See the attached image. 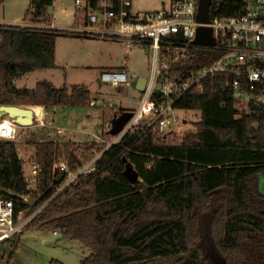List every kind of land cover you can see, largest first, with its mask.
Instances as JSON below:
<instances>
[{
    "label": "trees",
    "instance_id": "obj_1",
    "mask_svg": "<svg viewBox=\"0 0 264 264\" xmlns=\"http://www.w3.org/2000/svg\"><path fill=\"white\" fill-rule=\"evenodd\" d=\"M243 1L213 0L211 17L238 14ZM53 4L30 0L23 19L48 24ZM38 25L0 24V104L89 105L85 84L57 88L42 79L34 88L16 85L27 72L55 68L57 38L68 35ZM197 52L203 65L219 54L205 47ZM189 69L178 67L181 82ZM176 106L201 110L196 130L181 139L175 132L165 138L158 127L127 132L105 151L98 170L59 195L33 226L89 247L79 264H264V104L252 101L247 109L216 80L204 93L186 92ZM103 134L114 135L111 129ZM17 139L0 137V199L15 198L18 211L28 207L19 195L30 189ZM30 143L41 187H49L41 200L58 185L56 156L74 158L81 145L49 137ZM20 237L12 238L15 244ZM50 264L65 263L52 258Z\"/></svg>",
    "mask_w": 264,
    "mask_h": 264
},
{
    "label": "built area",
    "instance_id": "obj_2",
    "mask_svg": "<svg viewBox=\"0 0 264 264\" xmlns=\"http://www.w3.org/2000/svg\"><path fill=\"white\" fill-rule=\"evenodd\" d=\"M76 3L77 23L70 30L62 31L82 38L148 46L150 74L136 108L131 110L132 116L119 133L110 137L103 133H89L93 136V143L88 151L79 149L74 158L65 152L56 156L53 175L58 185L41 200L49 190V187H41L42 168L34 155L23 158L24 166H28L25 177L30 193L21 194L19 198L28 203V207L17 211L15 198L0 199V241L3 242L21 236L59 195L70 191L83 177L96 172L105 151L127 132L139 128L142 135L150 127H158L166 138L171 126L178 124L177 111L180 108L176 103L186 92L204 93L208 81L214 84L220 80L224 88L231 90L236 101L244 103L247 109L252 101L264 104V0H244L240 13L211 17L206 25L213 28L216 38V44L212 46L194 42L202 24L197 18L199 0H171L160 9L138 12L133 10L132 0H98L96 4L91 0H76ZM77 14L80 16L78 20ZM38 26L55 28L53 21ZM204 47L213 48L219 54L203 65L198 61L197 48ZM184 65L190 69L181 82L177 77L181 72L177 69ZM133 79L127 66L101 72V80L115 87H131ZM90 103L95 106L97 101L93 99ZM34 114L38 116L35 110ZM49 125L59 135L64 136L67 132L64 126L52 121ZM24 127L6 116L0 121V137L17 139L19 130ZM111 128L112 121L106 123V129ZM54 233L60 232L54 230Z\"/></svg>",
    "mask_w": 264,
    "mask_h": 264
},
{
    "label": "rangeland",
    "instance_id": "obj_3",
    "mask_svg": "<svg viewBox=\"0 0 264 264\" xmlns=\"http://www.w3.org/2000/svg\"><path fill=\"white\" fill-rule=\"evenodd\" d=\"M159 3L160 0H132L134 9L140 11L157 10L168 5L157 9L151 8ZM77 11L76 0H55L53 7L49 9V14L54 17V27L70 30L77 23ZM25 12L18 22L24 20ZM78 18L80 16L77 14V20ZM57 44L60 61L58 67L50 70L38 69L24 78L29 79L27 85H35L37 80L52 74L57 86L71 87L74 84H86L91 88L94 94L91 100L97 101L95 106L91 105L90 100L89 105L71 106L67 107L65 112L62 109L55 112L58 117L55 124L63 125L67 131L74 130L76 133L75 142L72 140L65 142L74 146L80 144L79 149L85 150L93 143V136L89 133L98 135L104 133L106 123L110 122L114 116L122 114L120 113L123 110L122 104L137 106L136 101L141 98L142 90L139 88L133 87L129 91L127 86L115 87L101 80V72L105 69L127 66L132 74L148 76L151 70V52L148 46L141 44L128 46L117 41L79 39L70 35H60ZM19 84L22 85V82L19 81ZM21 106L31 107L30 105ZM37 107L40 109H35L37 118L40 117L41 120L42 107L39 105ZM46 109V112H51L50 109L53 107H46ZM177 115H179L178 124L171 126V131L181 139L188 131L196 130L194 123L201 118L202 113L198 109H179ZM37 122L19 130L17 140L22 158L34 155L35 148L30 143L33 139L49 137L63 144V138H68L67 132V135L63 136L59 135L55 129L50 131L47 120L41 125H37ZM27 169L28 166L25 167V170ZM261 184L264 186V180H261ZM90 253V248L80 240L64 238L61 233L55 234L52 228L37 224L25 230L17 244L12 239L4 242V248L0 249V264H50L52 258L59 259L65 264H79Z\"/></svg>",
    "mask_w": 264,
    "mask_h": 264
},
{
    "label": "crops",
    "instance_id": "obj_4",
    "mask_svg": "<svg viewBox=\"0 0 264 264\" xmlns=\"http://www.w3.org/2000/svg\"><path fill=\"white\" fill-rule=\"evenodd\" d=\"M29 2L30 0H5L2 4H0V24H17V25H29V26H35V25H38L36 23H31L29 21H25L23 20L22 22H18L19 18L23 15V13L26 11L28 5H29ZM171 2V0H163L161 1L160 0V3L155 6V7H151L152 9H157V8H160L164 5H167ZM54 3H55V0H54ZM54 5V4H53ZM53 5L51 7H53ZM50 7V8H51ZM49 8V9H50ZM133 10L135 12H138L140 10H135L134 9V6H133ZM52 15V14H51ZM53 22H54V17H53ZM56 28V27H55ZM68 36V35H67ZM70 36H73V35H70ZM60 37V36H59ZM59 37L57 38V42L59 40ZM73 37H76V38H79V39H86V38H82V37H77V36H73ZM56 42V67H58V65L60 64V61H59V54H58V44ZM39 69H53V68H39ZM38 69H35L33 71H30V72H27L26 74H24L22 77L16 79V85L18 87H27V88H34L37 84L38 81L42 80V79H47L49 81H51L55 87L57 88H61L63 86H57L55 84V81L52 77V74L51 76L50 75H46V77H43L39 80L36 81L35 85H27V82L29 81V79L27 78H24L26 75H28L29 73H35V71H37ZM133 76H134V79H133V83L131 85V87H128L129 91L132 90L133 87H138V83H139V77L140 76H146L147 75H143V74H136V73H133ZM19 81L22 82V85L19 84ZM86 85V84H85ZM146 85V83H145ZM66 86V85H64ZM89 87V86H88ZM70 88V87H69ZM140 89V88H139ZM91 90V88H90ZM140 90H143V89H140ZM92 92V90H91ZM92 95L93 92H92ZM133 101V100H132ZM138 101V100H137ZM136 101V103H138ZM135 103V104H136ZM30 106H33V105H30ZM34 106H38V105H34ZM40 107H42V119L40 121L37 122V125H41V124H44L45 121L47 120V123L49 124L50 121H52L54 124L56 123L57 121V115H56V111H59L60 109H62L63 112H65L68 108L67 107H71V106H67V107H62V106H55L53 107V109H50V111L52 112H49V111H45L47 110L45 106L41 105ZM122 108L124 111H131L133 110L134 108H136V106H127V105H123L122 104ZM88 116H90V114H88ZM104 117V115H103ZM115 118V116L112 118L111 121H113V119ZM35 124V123H34ZM63 126V125H62ZM50 131L51 130V127L48 128ZM67 134H68V138H63V143H68V142H65V141H76V138L74 137L75 136V131L74 130H71V131H67ZM66 134V135H67ZM65 136V135H64ZM67 137V136H66ZM20 150V149H19ZM21 151V150H20ZM34 153V152H33ZM23 235V234H22ZM21 235V236H22Z\"/></svg>",
    "mask_w": 264,
    "mask_h": 264
},
{
    "label": "water",
    "instance_id": "obj_5",
    "mask_svg": "<svg viewBox=\"0 0 264 264\" xmlns=\"http://www.w3.org/2000/svg\"><path fill=\"white\" fill-rule=\"evenodd\" d=\"M212 2L213 0H199L197 18L202 24L198 27L197 37L194 40L196 44L209 46L216 44L213 28L206 25L211 20L210 9ZM138 80V87L144 89L147 77L140 76ZM33 115L34 110L31 108L15 104H0V121L8 116L24 126H31L34 124ZM131 116L132 111H126L115 117L112 121L111 133H119ZM3 248L4 242L0 241V249Z\"/></svg>",
    "mask_w": 264,
    "mask_h": 264
},
{
    "label": "bare ground",
    "instance_id": "obj_6",
    "mask_svg": "<svg viewBox=\"0 0 264 264\" xmlns=\"http://www.w3.org/2000/svg\"><path fill=\"white\" fill-rule=\"evenodd\" d=\"M39 106H41V105H39ZM30 108L33 109V110H35V109L40 110L37 106H31ZM33 120L34 121H40V117L37 118V116L35 117V114H34L33 115Z\"/></svg>",
    "mask_w": 264,
    "mask_h": 264
}]
</instances>
